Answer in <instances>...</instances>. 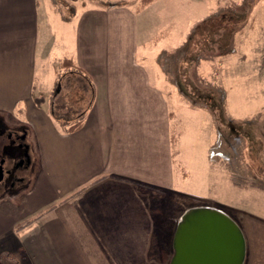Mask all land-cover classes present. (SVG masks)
Returning <instances> with one entry per match:
<instances>
[{"label":"crops","instance_id":"obj_1","mask_svg":"<svg viewBox=\"0 0 264 264\" xmlns=\"http://www.w3.org/2000/svg\"><path fill=\"white\" fill-rule=\"evenodd\" d=\"M160 1L141 11L140 0L82 3L70 16L59 17L66 41L53 57L55 34L48 40V33L41 35L39 29L48 18L42 1L0 0V118L6 121L18 107L29 109L31 117L36 103L45 110L27 130V145L40 158L26 191L34 197L24 194L11 210L0 209V253H11L19 264H169L156 255L154 208L136 185L175 192L174 182L186 178H176V170H184L179 160L182 134L172 125V118L183 119L152 79L164 83L163 71L154 75L147 64H158L160 37L150 39L139 19ZM248 26L249 77L264 89L262 29ZM235 32L233 42L238 40ZM64 60H69L67 67L60 65ZM240 63L233 60L241 74L246 67ZM242 83L243 90L230 96L233 107L242 102L249 80ZM62 93L66 101L61 106ZM260 97L264 100V94ZM248 104L252 108L253 101ZM67 108L75 110L72 119L54 116L55 109L65 113ZM74 124L79 126L73 131ZM148 188L144 192L152 197ZM71 190H77L75 195L62 199ZM51 205L52 210L14 232L17 223ZM234 215L228 216L243 235L242 264H264V222Z\"/></svg>","mask_w":264,"mask_h":264},{"label":"rangeland","instance_id":"obj_2","mask_svg":"<svg viewBox=\"0 0 264 264\" xmlns=\"http://www.w3.org/2000/svg\"><path fill=\"white\" fill-rule=\"evenodd\" d=\"M41 1L48 18L42 20L39 29L41 35L48 33V40H51V33L55 34L50 52L53 57L58 56L66 41L64 25L59 17L70 16L73 9L78 11L82 8V3H119V0ZM58 1L60 4H55ZM139 19L150 39L160 37L155 48L158 64L155 66L150 61L147 64L154 75L161 69L165 79L164 83L158 78L152 79L164 89L171 109L183 119L180 123V120L177 122L172 118V125L175 133L180 128L182 134L179 160L184 170L177 169L176 178L178 180L181 174L186 178L174 182L172 189L175 192L170 190L158 198L152 199L148 191L141 189L148 204L154 208L157 220L156 255L170 262L177 224L190 208L209 207L231 217L236 214L264 222V100L260 97L264 89L257 88L255 78L249 77L252 72L249 65L251 52L247 44L251 31L249 24H255L258 31L262 29L258 36L259 42L264 43V0H162L142 13ZM234 29L238 43L232 40ZM237 58L242 62L239 66H245L244 71L250 72L248 76H243L244 71L240 74L234 69L233 60ZM247 79L249 85L239 99L242 102L238 101L241 108L237 103L235 108L230 96L234 91L241 92V82ZM45 85V89L50 87V79ZM37 93L34 91L33 95L38 96ZM64 96L63 93L60 95L61 106L62 101H66ZM249 101H253L252 108L248 107ZM36 105L37 109H31V113L34 112L31 117L29 109L18 107L10 110L6 121H2L9 127L8 131L20 133L25 129L26 144L29 143L27 130L30 121L45 115L40 104ZM74 111V108H67L64 113V109H55L53 114L70 120ZM4 138L0 131V154L7 144ZM13 150L15 159L19 158L20 150ZM28 156L30 163L27 168L17 173L24 178L23 181L11 189L13 196L0 198L4 200L0 209L11 210L24 194L34 197L33 193L26 191L31 188L40 169V158L35 156L31 146ZM75 191H69L62 199L75 195ZM8 255L16 259L9 252Z\"/></svg>","mask_w":264,"mask_h":264},{"label":"water","instance_id":"obj_3","mask_svg":"<svg viewBox=\"0 0 264 264\" xmlns=\"http://www.w3.org/2000/svg\"><path fill=\"white\" fill-rule=\"evenodd\" d=\"M173 250L169 264H242L244 239L240 228L226 213L199 206L181 216Z\"/></svg>","mask_w":264,"mask_h":264},{"label":"flooded vegetation","instance_id":"obj_4","mask_svg":"<svg viewBox=\"0 0 264 264\" xmlns=\"http://www.w3.org/2000/svg\"><path fill=\"white\" fill-rule=\"evenodd\" d=\"M2 121L5 122L0 118V131H2V137H5L4 139L7 144H5L4 151L0 154V164L1 161H3V166L0 168V198H3L6 195L9 198L13 196L10 193L11 189L24 179L19 177L17 173L18 170L27 168L30 163V158L28 156L29 146L24 142L26 137L25 129H21L20 133L8 131L9 127L3 124ZM13 148L19 149L21 152L20 157L17 159L13 156ZM25 153H27V156Z\"/></svg>","mask_w":264,"mask_h":264},{"label":"trees","instance_id":"obj_5","mask_svg":"<svg viewBox=\"0 0 264 264\" xmlns=\"http://www.w3.org/2000/svg\"><path fill=\"white\" fill-rule=\"evenodd\" d=\"M155 0H140L139 4H138V7H137V11H141L142 9H144L146 6H148L149 4H151L152 2H154ZM69 62V60H64L60 65L63 66V67H67V63ZM41 101L38 100V103H40ZM81 122V120L79 121ZM77 122V123H79ZM76 123V124H77ZM74 126H71L70 129H72L73 131L75 129H77V127L79 125H77L75 127ZM71 130V131H72ZM139 188H142V189H146L148 187L142 185V184H136ZM150 193H151V196L152 197H161L163 196L166 192L161 190V189H154V188H148ZM55 207V205H51V206H48L47 208L43 209L42 211L38 212L35 216L33 217H30V218H27V219H24L22 220L21 222L17 223L15 226H14V230L16 232H20L21 230H23L24 228L28 227L32 222H34L37 218H39L42 214H44L45 212L47 211H50L52 210L53 208ZM153 256V255H152ZM151 258V257H150ZM0 264H19L18 261L16 259H14L13 257L9 256L8 255V252H1L0 253Z\"/></svg>","mask_w":264,"mask_h":264}]
</instances>
